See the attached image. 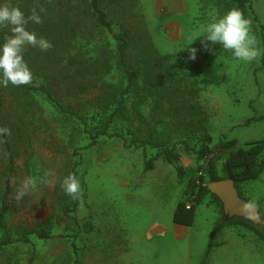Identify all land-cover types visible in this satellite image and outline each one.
Listing matches in <instances>:
<instances>
[{"label":"rangeland","instance_id":"obj_1","mask_svg":"<svg viewBox=\"0 0 264 264\" xmlns=\"http://www.w3.org/2000/svg\"><path fill=\"white\" fill-rule=\"evenodd\" d=\"M23 1L31 2L41 18L48 20H55L60 12L73 16V8L80 5L78 0H0V3L17 7ZM229 2L137 0L135 12L157 50L174 57L171 63L175 64L176 77L182 70H189L191 80H195L196 65L202 69L197 76V86L202 91L197 104H193V119L204 121L214 142L223 135L238 140L243 147L248 141L264 138L263 122L248 124L250 119L264 114V0H251L254 15L259 18L257 24L250 25L260 52L254 60H238L230 50L207 41L206 48L201 43L203 36L191 43L214 16L227 13ZM106 4L109 7L110 0ZM118 32L114 26V34ZM74 38L67 41V50L88 61L87 67L94 59H104L101 80L70 64L66 53L55 60L42 53L49 48L41 50L29 45L24 50V54L34 50L40 54L37 66L45 74L53 75L55 95L66 108L72 107L74 114L62 113L43 93H31V105L25 111L17 109V103L27 96L8 91L1 94L0 104L11 112L17 110L26 130L17 159L8 221L15 226L43 222L54 237L42 240L31 236L30 243L5 246L4 251L0 249V264H264V240L244 226H227L224 229L232 227L237 235L227 236V232L220 235L222 229L217 234L220 237L216 235L212 241V231L224 216L222 203L212 194L197 206L194 232L191 233L192 227H186L189 235L185 238L167 232L176 226L171 218L177 204L186 199L188 181L198 175L199 163L194 154L179 145L174 163L159 157L153 168L147 169L143 148L129 146L134 135L128 130H137L136 138L140 141L152 137L149 143L153 146L149 144L148 149L151 159L156 155L160 138L170 140L167 131L171 124L178 118L189 121L188 116H174L169 104L129 102L128 119L124 116L116 119L108 135L91 144L89 132L98 128L102 120L105 124L108 120L105 115L109 114L105 108L103 114L102 104H96L100 88L104 85V89L119 95L123 81L117 70L116 41L112 34L94 28L89 17L83 16ZM190 48L197 49L194 60L190 59ZM164 79L169 80L170 75ZM40 82L44 84L42 79ZM171 138V142L176 140L175 135ZM198 138L194 135L188 141L194 145ZM49 169L55 174L54 183H38L23 198L16 199L26 177H43ZM69 173H75L80 180L81 195L76 201L58 185L59 178L62 180ZM2 182L0 178V189L4 188ZM237 189L242 199L258 209L264 221V172L258 179L238 183ZM65 206L70 209L66 211ZM247 219L254 225L260 222ZM1 238L0 230V241Z\"/></svg>","mask_w":264,"mask_h":264},{"label":"trees","instance_id":"obj_2","mask_svg":"<svg viewBox=\"0 0 264 264\" xmlns=\"http://www.w3.org/2000/svg\"><path fill=\"white\" fill-rule=\"evenodd\" d=\"M107 1L78 0V3H80L78 8L71 6L75 12L73 16H68L66 12H60L61 15L56 17L55 20L42 18L41 23L38 24L29 21L27 28L29 31H33L51 41L52 47L48 51L42 52L46 54L48 59H62L61 57L66 53V58L70 64L78 65L80 70L89 72L100 80L104 77V59H94L87 67L86 63L88 61H82L78 55H74L67 50V41H71L74 37V40L76 39L78 21H81L83 16L89 17L94 28L103 31L105 29L113 35V39L116 41L117 70L122 77L123 85L119 89V95L104 89V85L100 88V93L95 98L96 104H102L103 114L104 108L105 112L109 114L105 115L108 119L105 124L102 120L103 122L96 126L98 128H94L92 132H89L91 144H95L100 136L108 135L111 123L116 119L123 116L128 119L129 108L127 104L129 102L130 104L139 105L146 102L169 104L170 109L175 113L174 116L186 115L189 117V121L178 118L171 124L170 129L167 131L170 140L160 138L159 144H156L159 148L156 155L151 159H148V149L149 144L152 143V137L140 141L139 138H136L137 130L130 129L128 132L130 135H134L129 146L143 148L147 159V169H152L154 161L159 157L165 158L169 163H174L178 157L177 148L179 145H182L187 153L196 156L199 163L198 175L189 179L185 192L186 199L179 202L173 216L175 223L192 226L195 222L197 206L203 202L207 195L211 194L207 187L208 183L231 179L237 187L240 182L255 180L262 175L264 172V138L248 141L243 147H240L238 140L228 139L223 135L219 141L214 142L204 121L193 119V108L195 107L193 104H197V97L202 91V88L197 86L198 73H202L199 65H196L195 80H191L192 72L189 70L187 72L182 70V73L176 77L175 64L172 65L171 63L174 57L162 55L155 47L147 28L141 26L142 21L135 12L137 0H110L109 7H107ZM226 5L228 11L232 9L241 11L243 16L250 21V25L259 22V18L254 15L251 0H230ZM17 7L26 16L30 15L33 9L31 2L28 1H23ZM114 26L119 29L117 34H114ZM8 35H11L8 26L0 27V43H3ZM39 55L35 50L32 53L25 52L24 58L33 73L32 81L19 86L12 84L7 87L0 86V98L1 94L7 91L11 94L19 93L27 96L17 103V109L25 111L31 105L30 95L43 93L62 113L74 114L73 108H66L61 99L55 95L53 84H51L53 75L45 74L43 68L37 66ZM170 66L172 70H169ZM165 69H167V72L164 71ZM167 75H170L169 80L164 79ZM40 79L44 81V84L40 82ZM109 87L111 86L108 85V89ZM173 104L184 105L177 107ZM158 108L162 109L161 105H158ZM197 109L200 108L197 107ZM134 110H136L135 107ZM251 121L264 123V114L250 119L248 124ZM0 126H7L11 130L10 135L0 136V168H2L0 178L3 179L4 186L0 189V230L2 232L0 249L4 251L5 246L12 245L15 242L30 243L31 236H36L42 240L51 239L54 236L43 222L36 224L21 223L15 226L8 221L11 211L10 197L15 192L13 181L17 177V159L20 156L21 144L26 135V130L23 126L21 114L17 110L14 112L7 110L3 104H0ZM113 135L120 137L119 134ZM173 135L176 136V140L171 142ZM194 135H198L199 138L194 145H191L188 139ZM151 146L153 145L151 144ZM221 162H223L225 177H222L219 173ZM61 181L59 178L58 185L60 187ZM212 195L217 201L219 200L216 195ZM190 202L191 204H189ZM68 209H70L69 206L67 208L65 206V210ZM234 225L244 226L256 233L261 240H264V221L254 225L246 217L226 219L223 216V220L218 222L212 231V241L222 229ZM211 248L212 243L209 244V252Z\"/></svg>","mask_w":264,"mask_h":264},{"label":"clouds","instance_id":"obj_3","mask_svg":"<svg viewBox=\"0 0 264 264\" xmlns=\"http://www.w3.org/2000/svg\"><path fill=\"white\" fill-rule=\"evenodd\" d=\"M40 11L44 9L41 8ZM29 21L37 24L42 21L35 8L26 16L19 7L0 3V27L10 26L11 31V35L0 43V86H19L32 81L33 73L24 58L26 46L38 47L41 50L52 47L50 40L43 36L38 37L35 32L28 30ZM200 36L204 37L201 41L204 47H208L206 41L213 45L219 44L223 49L230 50L238 60L250 62L260 54L255 46V37L251 34L250 21L238 9L229 10L222 16H214L204 26L202 34L196 36L191 43ZM189 51L190 59L194 60L197 49L190 48ZM10 134L11 130L7 126H0V136ZM44 182H55V174L51 169L40 178L26 177L17 190L16 199L23 198L29 191L34 190L38 183ZM61 187L73 199H78L81 195L80 180L74 173L63 177Z\"/></svg>","mask_w":264,"mask_h":264},{"label":"water","instance_id":"obj_4","mask_svg":"<svg viewBox=\"0 0 264 264\" xmlns=\"http://www.w3.org/2000/svg\"><path fill=\"white\" fill-rule=\"evenodd\" d=\"M207 187L210 193L216 195L221 201L226 219L246 217L256 221H262L258 209L240 197L233 180L226 179L218 182H210Z\"/></svg>","mask_w":264,"mask_h":264},{"label":"crops","instance_id":"obj_5","mask_svg":"<svg viewBox=\"0 0 264 264\" xmlns=\"http://www.w3.org/2000/svg\"><path fill=\"white\" fill-rule=\"evenodd\" d=\"M221 163H222V169L220 168V164H219V173H220V175L222 177H225L226 175H225V172H224V169H223V162H221ZM178 204H177V206H178ZM176 208H175V210H176ZM173 216H174V213H173ZM173 216H172L171 219H173ZM175 225L176 226L172 227L171 230L169 229L167 232H173L175 234V236H177L178 238H185V237H187L189 235V232H188V230H186V227H188V228L189 227H192L191 233L194 232V225H192V226H185V225H181V224H177V223H175ZM180 226H183L184 229L182 227H180ZM225 232H227V236H231V235H234L235 236V235H237V230L234 229V228H232V227H228V228L224 229L220 233V235H222V233H225ZM220 235H217V238H219ZM191 236L194 237V233L191 234Z\"/></svg>","mask_w":264,"mask_h":264},{"label":"built area","instance_id":"obj_6","mask_svg":"<svg viewBox=\"0 0 264 264\" xmlns=\"http://www.w3.org/2000/svg\"><path fill=\"white\" fill-rule=\"evenodd\" d=\"M189 207V206H188Z\"/></svg>","mask_w":264,"mask_h":264},{"label":"flooded vegetation","instance_id":"obj_7","mask_svg":"<svg viewBox=\"0 0 264 264\" xmlns=\"http://www.w3.org/2000/svg\"><path fill=\"white\" fill-rule=\"evenodd\" d=\"M259 222V221H258Z\"/></svg>","mask_w":264,"mask_h":264}]
</instances>
